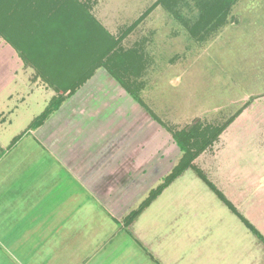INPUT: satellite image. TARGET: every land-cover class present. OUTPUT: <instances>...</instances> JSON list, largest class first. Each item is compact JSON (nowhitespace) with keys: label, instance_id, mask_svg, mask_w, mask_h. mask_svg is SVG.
<instances>
[{"label":"rangeland","instance_id":"374dc122","mask_svg":"<svg viewBox=\"0 0 264 264\" xmlns=\"http://www.w3.org/2000/svg\"><path fill=\"white\" fill-rule=\"evenodd\" d=\"M155 1L0 0L2 37L13 44L23 41L24 28L13 27L12 22L20 24L25 10H35L34 36L49 29L50 40L57 41L61 39L58 32L63 33L64 52L67 47L72 58L100 62L94 70L103 74H110L107 64L127 84L124 89L130 95L126 96L127 106L121 102L122 108H128L131 120L137 116L136 122L142 124L137 131H144L146 140L160 141V147L153 142L146 148L161 154V160L147 163V169L155 166L156 170L147 177L152 188L145 194H133L124 217L180 164L185 152L174 135L184 136L187 128H193V136L184 138L189 152L196 153L191 167L132 225L136 234L138 229L143 236L157 233L163 260L177 259L176 264H264V243L207 187L209 182L222 192L237 214L264 237V0H237L223 23L207 28L198 39L159 5L120 39L119 49L111 54L106 51L115 40L108 34L119 38ZM72 11L77 17L70 18L78 19L77 28L61 27L64 14ZM91 18L106 31L92 26L94 31L89 34ZM80 30L81 46L72 47L70 41ZM147 58L152 62L144 69L141 64ZM82 64L76 62L75 67L71 64L66 69L79 68L77 72L84 76L82 71L89 67L90 73L94 63ZM75 83L73 78L66 85ZM70 95L60 96L61 105ZM31 99L24 108H39ZM138 195V202L132 203Z\"/></svg>","mask_w":264,"mask_h":264},{"label":"crops","instance_id":"0c3cea01","mask_svg":"<svg viewBox=\"0 0 264 264\" xmlns=\"http://www.w3.org/2000/svg\"><path fill=\"white\" fill-rule=\"evenodd\" d=\"M24 13L12 22L24 28L23 41L0 36V264H176L161 258L157 233L132 229L169 187L131 225L132 236L121 224L133 194L152 188L147 177L156 170L147 163L161 154L147 152L160 141L137 131L142 124L122 108L130 94L117 79L96 70L31 128L55 96L68 94L64 71L81 61L53 58L42 34V43L34 40L33 13ZM51 48L59 56L65 45ZM143 61L144 69L152 62ZM31 98L39 108H24Z\"/></svg>","mask_w":264,"mask_h":264},{"label":"trees","instance_id":"16d2710c","mask_svg":"<svg viewBox=\"0 0 264 264\" xmlns=\"http://www.w3.org/2000/svg\"><path fill=\"white\" fill-rule=\"evenodd\" d=\"M237 0H156L155 2L152 3V5H150L143 13L142 15L136 20L134 21L131 25H129L124 32L121 34V36L119 38H114L113 36H110L108 33V35L112 38L115 39L112 42V45L110 47L109 50L106 51H111L110 54L112 52H115L117 49H119V43H120V39L126 37L127 35H129L135 28L137 25H139V23L146 18V16H148V14L154 10L157 6H162L163 8H165L167 10V12L169 13L170 16H172L174 18L175 23H178L179 25L183 26L189 33H191L192 38L194 39H198L200 38L199 36L201 34L204 33V31L209 28V27H216L217 25H221L225 19V17L229 14V11L232 7V5L236 2ZM68 6H65V8H67ZM28 12H35L31 11L30 9H28ZM29 16V15H28ZM58 14L53 17V24H56V20L58 19ZM13 17V16H12ZM70 17H77L76 12L72 11L71 13L68 14H64V21L63 23H60L59 25H61V27L63 26H68L71 27V29L73 28H77V25L79 23L78 19L74 20ZM68 18V19H67ZM92 19V18H91ZM67 20H69V23H67ZM88 31L89 34L94 31V29L97 30H105L103 29V27L95 20H90L88 19ZM92 26H96L94 29L90 30ZM49 28V26H48ZM106 31V30H105ZM3 32V28L0 27V36H2ZM81 30L79 31L78 35H75L74 40L70 41L71 46L72 47H79L81 46ZM42 34V33H41ZM40 34V35H41ZM50 31L48 29V32L45 33V31L43 32V36L45 37V40H43L42 42L49 47V53H51V55H53V53L57 52L54 51V49H52L51 47L54 45L59 44V41L62 42L63 39H59L57 41H52L50 40L49 37ZM58 34L61 36L63 35V33L58 32ZM200 34V35H199ZM37 38V36L34 37V40ZM38 42H40L38 39H36ZM8 43H11V40H6ZM122 41V40H121ZM40 42V43H42ZM14 45V44H13ZM15 46V45H14ZM18 49V48H17ZM46 50V48H44ZM68 50V53L66 52ZM66 51L63 54H60L59 56L54 54L52 57L53 58H64V59H72L71 57V53L69 51V49L66 47ZM109 52L107 53V55L109 54ZM106 53V52H104ZM103 53V54H104ZM129 54V53H127ZM105 55V54H104ZM106 55L105 58H107L108 56ZM123 56L128 57L125 53H123ZM82 57V56H81ZM84 57V56H83ZM73 59H78V58H73ZM80 60V59H79ZM81 63H83L81 65H88L89 63L94 65L91 67V72L89 73V67L87 70L82 71L84 76H81L80 72H77L79 70L78 69H74L75 65H73L74 67L72 68V71L70 70H65L64 73L67 75H64L62 78V83H66L67 81H71L73 73H75V76L80 75L81 77L78 80H76L75 85L70 86L69 88H63L64 91H68V94H72L76 88H78L80 85H82V83L87 79L86 77L88 76L89 73V77L93 74V70L99 65L100 62H90L89 58L87 61H82L80 60ZM98 61H101L98 60ZM77 62V60H76ZM101 65V63H100ZM105 67L107 68V70L110 72V74L112 76L115 77V79H117L119 81V83L122 85V87H126V83L122 80H119L118 77L116 75H114V72H112V70L110 69V67L105 64ZM142 67V64H141ZM82 70V69H81ZM95 71V70H94ZM75 79V78H74ZM66 85V84H65ZM132 90L130 91V93L132 94L133 98H135L137 100V102L139 101V98L137 97L136 93H134ZM62 95H59L58 97L55 96V98H53V100L51 101V103L49 104V106L45 109V111L39 116L37 117L34 122L31 124V128H36L38 127L41 123H43V121L45 119H47L49 117L50 114H52L55 110H57L59 108V106L61 105L62 102V97H60ZM187 132L186 134H184V136H180V135H174V139L177 143V145L181 148V150H183L185 152V157L183 158V160H181L180 164L174 168V170L165 177L164 181L158 185L155 189L151 190V192L149 193L148 197L135 209L132 210L127 216H125L121 222L123 228L125 229V231L130 234L132 236L131 233V225L135 222V220L138 218V216L169 186L171 185V183L178 178L187 168L191 167V162L194 159L196 153H190L187 145H186V141L184 138L193 136V128H187ZM200 176V174H199ZM202 178V176H201ZM203 179V178H202ZM207 187L209 188V190L216 195V197L219 199L220 202H222L225 206H227L233 213H235L236 215H238L239 219L241 220V222L245 225V227L251 232V234L253 236H255L259 241H261L262 243H264V237L250 224L248 223L243 217H241L239 214H237V212L235 211L233 205L228 202L222 193H220L216 187L214 185H212L211 183H207Z\"/></svg>","mask_w":264,"mask_h":264}]
</instances>
